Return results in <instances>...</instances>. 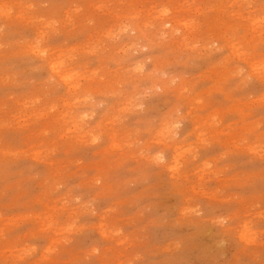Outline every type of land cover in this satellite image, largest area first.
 Wrapping results in <instances>:
<instances>
[{"label":"rangeland","instance_id":"374dc122","mask_svg":"<svg viewBox=\"0 0 264 264\" xmlns=\"http://www.w3.org/2000/svg\"><path fill=\"white\" fill-rule=\"evenodd\" d=\"M0 264H264V0H0Z\"/></svg>","mask_w":264,"mask_h":264}]
</instances>
